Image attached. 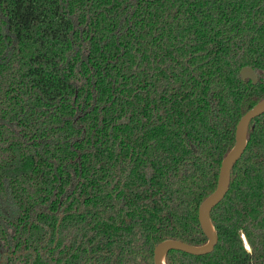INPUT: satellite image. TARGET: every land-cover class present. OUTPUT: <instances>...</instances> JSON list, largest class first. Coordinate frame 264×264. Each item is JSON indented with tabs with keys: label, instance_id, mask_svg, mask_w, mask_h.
<instances>
[{
	"label": "trees",
	"instance_id": "trees-1",
	"mask_svg": "<svg viewBox=\"0 0 264 264\" xmlns=\"http://www.w3.org/2000/svg\"><path fill=\"white\" fill-rule=\"evenodd\" d=\"M263 100L264 0H0V264L206 245L200 209ZM210 217L214 250L167 264H264V113Z\"/></svg>",
	"mask_w": 264,
	"mask_h": 264
},
{
	"label": "water",
	"instance_id": "water-1",
	"mask_svg": "<svg viewBox=\"0 0 264 264\" xmlns=\"http://www.w3.org/2000/svg\"><path fill=\"white\" fill-rule=\"evenodd\" d=\"M241 76L245 79L250 78L254 84L258 82V74L251 66L243 67L241 69ZM263 113L264 100L252 107L241 117L236 127L234 147L221 166L217 188L200 209L199 220L208 236V243L204 246H194L176 239L164 240L156 245L154 249L155 264H167L166 253L171 249H178L195 255L207 254L214 250L219 238L211 221V212L222 201L228 190L231 171L245 151L247 131L251 121Z\"/></svg>",
	"mask_w": 264,
	"mask_h": 264
},
{
	"label": "rangeland",
	"instance_id": "rangeland-1",
	"mask_svg": "<svg viewBox=\"0 0 264 264\" xmlns=\"http://www.w3.org/2000/svg\"><path fill=\"white\" fill-rule=\"evenodd\" d=\"M0 208L3 212H7L9 205L6 203V201L0 200Z\"/></svg>",
	"mask_w": 264,
	"mask_h": 264
}]
</instances>
